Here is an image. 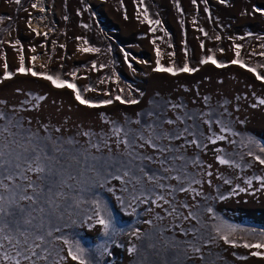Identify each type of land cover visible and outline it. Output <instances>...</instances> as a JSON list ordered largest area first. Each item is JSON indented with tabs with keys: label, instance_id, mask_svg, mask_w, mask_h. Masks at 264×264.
I'll list each match as a JSON object with an SVG mask.
<instances>
[{
	"label": "rangeland",
	"instance_id": "obj_1",
	"mask_svg": "<svg viewBox=\"0 0 264 264\" xmlns=\"http://www.w3.org/2000/svg\"><path fill=\"white\" fill-rule=\"evenodd\" d=\"M33 3L38 4L36 9L31 7ZM41 7L45 11L41 12ZM254 8L264 9V0H224L223 3L221 0H196L195 4L192 0H21L19 5L14 0H0V18H3L0 19V100L5 102L0 104V111L16 119L23 118L24 128L33 131L41 124L50 129L59 127L64 137H74L81 144L85 138L78 136L79 132L109 131L111 125L104 123L101 113L105 120L123 125L126 119H140L142 123L151 121L154 117L147 116L150 111L175 118L177 113L166 108L167 101L183 104L185 109L180 114L185 110L193 113L211 111L213 120H221L232 131L221 132L220 126L213 123V132L227 139L208 144L204 150H188L189 155L198 154L204 162L203 170L190 169L200 173L197 179L202 183L193 187L204 195L193 198L194 194L177 193L176 199L200 206L192 210L198 212L202 221V225L196 226L204 238H216L215 242L203 247L213 264H264V258L250 254L252 251L264 252V249L232 247L220 240L215 230L220 227L222 232L227 231L229 225L236 228L230 239L238 245L258 242L262 239L260 234L264 233V188L261 181L254 179L264 177V165L247 154L252 152L264 157L257 147H264V105L258 104V100L264 99V82L256 80L246 68L230 63L235 58L234 46L241 45L240 59L264 75V55H261L264 53V47H261L264 45V15L253 11ZM145 11L149 20L161 23H141ZM29 19L40 35L31 31ZM217 36L220 39H216ZM16 41L19 44L14 48L12 45ZM81 48L99 51L81 52ZM157 48L161 51L163 66L183 67L187 62L189 67L198 70L176 76L154 72ZM18 49L23 50L26 67L75 83L85 99H108L110 97L104 95L108 92L112 97L122 95L139 103L120 104L114 100L113 104L99 108L80 105L70 89H57L41 77L17 73ZM207 55L227 66L218 68L211 63L200 64L201 58ZM32 56L37 57L34 62L30 60ZM5 63L8 71L13 73L7 80L3 79ZM85 87L96 91H83ZM39 96L45 99H36ZM205 97H208L206 102ZM253 104L257 107H252ZM201 127L207 133V126ZM53 135L57 134L53 132ZM201 140L207 143L203 137ZM250 140L254 143H249ZM217 148L222 151L217 153ZM144 151L152 154L150 148L146 147ZM217 155L232 164H219ZM206 171L212 172V176L204 175ZM249 179L251 185L246 183ZM209 180L211 185L207 183ZM225 180L230 183L225 184ZM109 186H115L116 192L110 193L106 188L94 191L109 208L117 235L105 237L99 226L89 229L85 217L91 214L90 206L83 204L70 210L71 214L65 213L63 220L52 225L61 228L53 236L78 240L97 264H134L144 257L149 261L155 259L144 250L129 256L126 250L129 242H140L127 233L139 228L143 233L152 234L154 228L143 221L152 219L160 209L150 212L147 210L150 205H140L136 213H132L131 208L124 210L116 200V196L126 195L119 191L120 183L112 181ZM240 188L245 191L241 192ZM220 196L225 199H219ZM208 207L213 209L212 213L205 211ZM182 211L186 214L187 210ZM153 223L161 222L154 220ZM183 226L187 227L188 222ZM105 246L108 253H103ZM55 248L60 255H67V246L61 241L55 242ZM61 264L75 262L66 260ZM196 264L201 262L197 260Z\"/></svg>",
	"mask_w": 264,
	"mask_h": 264
},
{
	"label": "snow or ice",
	"instance_id": "obj_2",
	"mask_svg": "<svg viewBox=\"0 0 264 264\" xmlns=\"http://www.w3.org/2000/svg\"><path fill=\"white\" fill-rule=\"evenodd\" d=\"M14 2L17 5L21 4V0ZM192 2L195 4L196 0ZM223 2L224 0H221V3ZM31 7L36 9L38 4L33 3ZM177 8L179 10V5ZM39 10L45 11L42 7ZM205 11L207 12L208 9L205 8ZM253 11H259L264 15V9L254 8ZM145 21L149 24L161 23L159 20H149L146 11L141 23ZM28 25L32 32L40 35L36 28H32L31 19ZM150 31L154 32L155 29ZM200 31L204 32L203 29ZM44 35L47 37V33ZM216 39L220 37L217 36ZM18 44L19 41H16L12 47L16 48ZM201 48H204L203 43ZM234 48L235 58L230 63L246 68L256 80L264 82V75L258 74L255 67L246 66L240 59L241 45H235ZM18 51L20 55L17 73L41 77L57 89H70L80 105L99 108L113 104L114 100L120 104L139 103L136 99H125L122 95L112 97L108 92L104 93L110 97L108 99L100 101L85 99L75 83L61 79L59 75L37 72L32 67H26L23 50L18 49ZM31 51L35 52V48ZM79 51L98 52L99 49L81 48ZM220 51L223 52V49ZM168 55L173 56L174 53ZM125 56L127 59V53ZM156 57L154 72H165L176 76L178 73H193L198 70L189 67L187 62L183 67L163 66L159 48L156 49ZM36 59V56L30 58L33 62ZM208 63L218 68L227 66L212 55L201 58L200 64ZM3 67L5 69L3 79H11L13 73L8 71L7 63ZM70 75L75 76V73ZM83 91H96V89L85 87ZM129 96H131L130 92ZM36 99L44 100L45 97L39 96ZM204 100L206 102L208 97ZM4 103L0 100V104ZM258 104L264 105V99L258 100ZM165 106L169 111L177 113L175 118L165 117L162 112L150 111L147 116L154 119L149 122L126 119L123 125H117L114 121L105 120L101 113L104 123L111 125L109 131L95 133L86 130L77 133L78 136L85 138L83 144L74 137H64L59 127L50 129L48 125L41 124L36 131L26 129L22 123L23 118L16 119L0 111V121H3L0 124V264H61L66 260H71L75 264H97L93 258H90L89 250L82 247L78 240H69L62 235L53 236V233L60 232L61 228L52 225L56 221L63 220L65 213L71 214L70 210L88 204L91 212L85 217L89 222L88 228L99 226L102 234L109 238L117 235L118 230L113 223L109 208L94 191L97 188H106L108 192L115 193V186H109L112 181H118L121 185L119 191L126 194L116 196V200L124 210L131 208L132 213H136L140 205H150L147 209L150 212L153 209H160L159 212L154 213L152 219L143 221L154 228L152 234L143 233L139 228H133L127 233L140 242L139 244L129 242L126 249L129 256H136L144 250L155 257L150 261L144 257L134 261V264H196L197 260L201 264H213L205 255L203 247L215 242L216 238H204L200 228L196 226L202 225V221L198 212L192 210L200 206L178 201L176 194H194L193 198L204 195L202 191L193 187L202 183L201 179H197L200 173L190 170L192 168L203 170L204 162L198 154L189 155L188 150L191 148L204 150L208 144L214 145L218 140L227 139L226 136L213 132V123L220 126L221 132L232 130L224 126L221 120H213L211 111L193 113L185 110L180 114L181 110L185 109L183 104L167 101ZM252 107H257V104H253ZM28 122L31 124V120ZM132 124L138 127L132 128ZM201 125L207 126V133L203 131ZM53 132L57 135H53ZM232 134L236 135L234 132ZM201 137L207 143H204ZM249 143L254 142L250 140ZM146 147L152 149V154L144 151ZM257 147L261 153H264V147L259 145ZM215 151L219 153L222 149L217 148ZM247 154L264 165V157L252 152ZM216 159L221 165L232 164V161L219 155ZM151 165L156 167L153 168ZM234 166L239 167V165ZM207 167L211 168V165ZM204 175L210 177L212 172L206 171ZM254 179L261 181V187L264 188V177L257 176ZM207 183L211 185L210 180ZM224 183L228 184L230 181L225 180ZM246 183L251 185L252 180H246ZM239 190L245 191L243 188ZM219 199L223 200L225 197L220 196ZM182 209L187 210L186 214ZM205 211L212 213L213 209L208 207ZM154 220L161 223L154 225ZM165 220L170 222L164 224ZM185 222H188L187 227L183 226ZM215 230L219 239L232 247L264 249V233L260 234L262 239L258 242L238 245L234 239H230L237 231L236 228L229 225L227 231L222 232L220 227H216ZM56 241H61L67 246L66 256L60 255L56 250ZM108 251V247L105 246L103 253ZM250 254L264 258V252L261 251H252ZM239 258L246 259V257Z\"/></svg>",
	"mask_w": 264,
	"mask_h": 264
},
{
	"label": "bare ground",
	"instance_id": "obj_3",
	"mask_svg": "<svg viewBox=\"0 0 264 264\" xmlns=\"http://www.w3.org/2000/svg\"><path fill=\"white\" fill-rule=\"evenodd\" d=\"M248 4V3H247Z\"/></svg>",
	"mask_w": 264,
	"mask_h": 264
}]
</instances>
